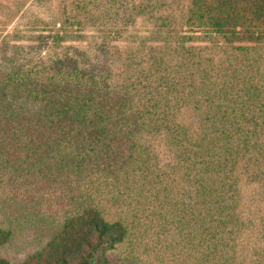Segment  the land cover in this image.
I'll return each instance as SVG.
<instances>
[{
	"label": "trees",
	"instance_id": "obj_1",
	"mask_svg": "<svg viewBox=\"0 0 264 264\" xmlns=\"http://www.w3.org/2000/svg\"><path fill=\"white\" fill-rule=\"evenodd\" d=\"M126 1L113 40L54 22L2 41L0 146L86 187L22 264H111L143 224L183 264H264V0Z\"/></svg>",
	"mask_w": 264,
	"mask_h": 264
},
{
	"label": "rangeland",
	"instance_id": "obj_2",
	"mask_svg": "<svg viewBox=\"0 0 264 264\" xmlns=\"http://www.w3.org/2000/svg\"><path fill=\"white\" fill-rule=\"evenodd\" d=\"M125 2L0 0V47L4 39L18 44L13 38L16 35L51 37L52 31L60 27L59 22H65L74 32L94 35L97 40L104 36L113 40L121 36L126 25H130V32L134 29L135 14ZM90 48L95 51L94 46ZM7 54L11 56V51ZM2 56L0 48V59ZM0 178V229L12 231L11 240L0 254L12 264H22L42 250L66 218L76 213L86 198L81 188L86 187L79 188L75 177L60 173L54 165H36L27 160L25 153L9 152L1 146ZM154 228L150 231L143 224L134 229L129 240L111 252V264H183L185 244H178L175 231L169 226Z\"/></svg>",
	"mask_w": 264,
	"mask_h": 264
}]
</instances>
